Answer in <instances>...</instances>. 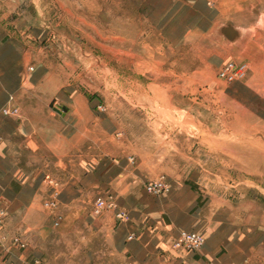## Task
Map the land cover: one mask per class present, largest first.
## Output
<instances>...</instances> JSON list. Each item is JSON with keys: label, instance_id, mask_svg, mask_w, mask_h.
Wrapping results in <instances>:
<instances>
[{"label": "rangeland", "instance_id": "rangeland-1", "mask_svg": "<svg viewBox=\"0 0 264 264\" xmlns=\"http://www.w3.org/2000/svg\"><path fill=\"white\" fill-rule=\"evenodd\" d=\"M154 2L0 0V115L33 125L8 153L21 175L46 187L42 207L55 230L20 264H79L90 225L78 235L57 231L66 183L82 186L91 220H129L105 193L113 166V175L140 178L149 194L187 186L199 196L202 220H183L169 250L200 254L210 216L250 238L264 260V0H205L215 18L183 39L170 36L167 21L155 24ZM175 2L188 7L176 18L189 25L196 0ZM150 182L166 187L149 190ZM0 208V260L19 264L7 253L31 243L7 229L9 212ZM183 231L203 235L204 244L176 247Z\"/></svg>", "mask_w": 264, "mask_h": 264}, {"label": "crops", "instance_id": "crops-1", "mask_svg": "<svg viewBox=\"0 0 264 264\" xmlns=\"http://www.w3.org/2000/svg\"><path fill=\"white\" fill-rule=\"evenodd\" d=\"M153 5L155 24L167 21L171 26L170 36L175 39H183L187 33L185 30L209 24L215 18L214 9L205 0L194 3L195 13L189 19L193 20L189 25L176 18L188 9L184 3L179 6L175 0H155ZM31 132L33 125H22L11 117L0 115V206L9 212L7 229L22 231L31 243L29 251L13 249L7 253L19 264L26 263L31 253L37 256L42 249L40 244H46L55 233L51 219L42 207L46 187L35 176L26 179L21 175L14 167L13 156L8 153L9 149L18 146V136ZM113 172L114 166L105 171L104 178L108 181L104 186L105 193L116 197L118 204L128 210L130 218L126 222L118 223L112 214L91 220L90 215L83 212V204L90 198L83 196L82 186L70 182L62 190L64 222L57 231L63 234L74 229L78 235L80 229L85 228L83 222L90 225L86 229L91 238L79 264H239L240 260L248 264H264V260L254 254L257 246L250 238L241 237L239 240L237 230L220 226L221 222L212 221L210 216L203 218L208 239L200 254L169 250L166 241L184 228L183 220L197 215L202 220L204 204L199 205V196L187 186L155 196L144 189L140 178L118 177ZM92 177L96 179L94 174ZM238 251L245 253V259L237 255Z\"/></svg>", "mask_w": 264, "mask_h": 264}, {"label": "built area", "instance_id": "built-area-1", "mask_svg": "<svg viewBox=\"0 0 264 264\" xmlns=\"http://www.w3.org/2000/svg\"><path fill=\"white\" fill-rule=\"evenodd\" d=\"M148 189L153 191H160L164 187H166V184H163L162 182H150L148 184ZM96 205V211L99 212L100 208H102L105 205V201L102 199L97 200ZM5 216V211L0 208V226L3 222ZM118 216L120 218H125L126 213L124 211H120L118 213ZM205 242V237L198 232L194 231H183L178 239L175 241L176 247H186L188 249H197L200 246H202ZM1 243V240H0ZM0 264H2V261L0 260Z\"/></svg>", "mask_w": 264, "mask_h": 264}]
</instances>
